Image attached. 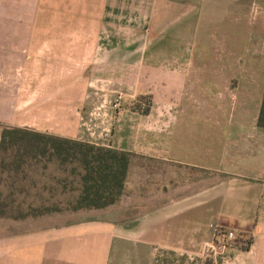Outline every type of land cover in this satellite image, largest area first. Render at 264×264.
I'll return each mask as SVG.
<instances>
[{"label": "crops", "instance_id": "obj_1", "mask_svg": "<svg viewBox=\"0 0 264 264\" xmlns=\"http://www.w3.org/2000/svg\"><path fill=\"white\" fill-rule=\"evenodd\" d=\"M243 1L0 0V141L133 154L113 205L0 218V264H264V3ZM54 167L33 175L42 201ZM215 227L238 236L220 256Z\"/></svg>", "mask_w": 264, "mask_h": 264}, {"label": "trees", "instance_id": "obj_2", "mask_svg": "<svg viewBox=\"0 0 264 264\" xmlns=\"http://www.w3.org/2000/svg\"><path fill=\"white\" fill-rule=\"evenodd\" d=\"M140 99L146 103L143 112L147 113L151 96H141ZM139 104L136 103L135 107ZM258 126L264 128V97ZM132 156L130 152L102 145L3 126L0 141V170L3 172L0 174L8 172L10 192L17 191L42 203H29L26 207L18 203L14 207L0 194V218L22 220L54 212L102 209L113 205L123 195ZM50 165L55 167L49 172V178L53 176L56 184L43 188H48L49 200L58 191L68 194L70 199L66 207L57 203L46 205L45 200L39 199V192L33 195L30 190L35 183L32 182L33 175L49 169ZM27 181L29 185L22 184ZM17 182L21 183L20 187H13Z\"/></svg>", "mask_w": 264, "mask_h": 264}, {"label": "rangeland", "instance_id": "obj_3", "mask_svg": "<svg viewBox=\"0 0 264 264\" xmlns=\"http://www.w3.org/2000/svg\"><path fill=\"white\" fill-rule=\"evenodd\" d=\"M263 3H264V0H263ZM243 4H245L246 8L250 9V7L252 6L251 5L252 0H247L246 2L243 1ZM95 36H96V33L94 31H91V32H89L88 38L89 39H95ZM137 163H139L142 167H149V169H152L154 171L150 176L147 177V180H150L149 183L151 181H153L152 183H154V185L157 186V189H158V187H160V182L158 181L159 180L158 172L161 171L159 168L160 167L159 164L155 163V162L140 160V159L137 160ZM2 172L3 171L0 170V173H2ZM7 176H8V172L4 173V174H0V191H1L0 194L4 200L8 201L10 203V205H12L14 207L18 203H21L23 205L22 207H26L29 203L38 205L39 202L37 200H33L32 197H25L24 194L17 193V191L16 192H10L9 190H10L11 184H10V180L7 179ZM200 177L201 178L203 177L202 174H200ZM33 179H35V178H33ZM29 183L30 182L27 181L26 185H29ZM19 185H21V184H19V182H18L16 184H14L13 187H20ZM36 188H39V187H36ZM32 194L35 195L34 192H32ZM43 195H44V198L47 199V196L49 195V193H45ZM69 197L70 196L68 194L66 195V194H63V193L58 191L55 193V196L53 197L52 200L45 202V203H46V205H52L53 203H57V204L61 205L62 207H66L67 203L70 199ZM63 212H65V211H63Z\"/></svg>", "mask_w": 264, "mask_h": 264}, {"label": "built area", "instance_id": "obj_4", "mask_svg": "<svg viewBox=\"0 0 264 264\" xmlns=\"http://www.w3.org/2000/svg\"><path fill=\"white\" fill-rule=\"evenodd\" d=\"M110 105L113 109H118L119 98H117L113 103L105 100L102 107H107ZM99 108L94 109L92 115L94 118H97L99 114ZM238 245V236L236 232L232 229L224 230L217 227L214 228V235L212 241L205 248V254L212 253L214 256H220L221 253L227 248L236 247Z\"/></svg>", "mask_w": 264, "mask_h": 264}]
</instances>
